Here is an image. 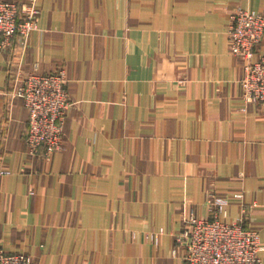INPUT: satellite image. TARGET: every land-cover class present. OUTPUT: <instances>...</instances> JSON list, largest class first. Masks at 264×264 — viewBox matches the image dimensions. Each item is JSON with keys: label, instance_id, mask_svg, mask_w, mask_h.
<instances>
[{"label": "crops", "instance_id": "obj_1", "mask_svg": "<svg viewBox=\"0 0 264 264\" xmlns=\"http://www.w3.org/2000/svg\"><path fill=\"white\" fill-rule=\"evenodd\" d=\"M6 1L35 28L0 53V247L32 264H181L175 237L214 194L259 231L264 264V106L243 98L226 34L264 0ZM60 66L70 105L46 158L19 89Z\"/></svg>", "mask_w": 264, "mask_h": 264}, {"label": "built area", "instance_id": "obj_2", "mask_svg": "<svg viewBox=\"0 0 264 264\" xmlns=\"http://www.w3.org/2000/svg\"><path fill=\"white\" fill-rule=\"evenodd\" d=\"M34 9L28 4L0 0V53L15 34L24 42L35 28ZM228 51L243 60L240 79L242 96L264 106V55L253 59L264 35V14L239 9L227 25ZM19 94L27 110L25 140L30 152L49 158L62 148L63 121L70 105L65 88V70L60 66L48 73H27ZM209 217L189 215L176 235L184 248L181 264H262L259 231L239 222L225 221L228 199L211 194ZM0 264H32L22 252L0 247Z\"/></svg>", "mask_w": 264, "mask_h": 264}, {"label": "rangeland", "instance_id": "obj_3", "mask_svg": "<svg viewBox=\"0 0 264 264\" xmlns=\"http://www.w3.org/2000/svg\"><path fill=\"white\" fill-rule=\"evenodd\" d=\"M6 1V0H5Z\"/></svg>", "mask_w": 264, "mask_h": 264}]
</instances>
